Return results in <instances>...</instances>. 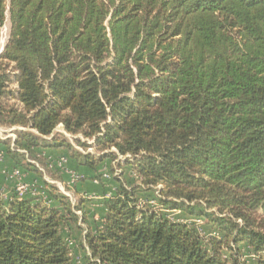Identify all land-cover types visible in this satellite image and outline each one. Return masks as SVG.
Segmentation results:
<instances>
[{
    "label": "trees",
    "instance_id": "obj_1",
    "mask_svg": "<svg viewBox=\"0 0 264 264\" xmlns=\"http://www.w3.org/2000/svg\"><path fill=\"white\" fill-rule=\"evenodd\" d=\"M7 16L0 124L21 127L20 150L0 146L16 169L42 177L29 158L49 148L93 171L135 158L98 221L84 194L73 205L47 182L35 185L50 205L15 188L0 197V264H73L64 228L80 221L89 264H247L241 245L264 264V0H0V42ZM59 124L108 151L73 148Z\"/></svg>",
    "mask_w": 264,
    "mask_h": 264
},
{
    "label": "rangeland",
    "instance_id": "obj_2",
    "mask_svg": "<svg viewBox=\"0 0 264 264\" xmlns=\"http://www.w3.org/2000/svg\"><path fill=\"white\" fill-rule=\"evenodd\" d=\"M10 30V20L9 16L2 27L1 30V42H0V53L4 50L6 41L8 39ZM21 127H6L0 124V138L8 139L11 142V146L15 149L20 150L15 145L16 130H20ZM55 134H63L67 141L83 153H90L95 157H99L104 152L108 150H100L97 145H95L94 138L84 137L82 134H72L67 132L62 124H59L55 129ZM80 139L83 143L85 142L87 146L77 142ZM4 146H0V197L4 200L8 199L10 193L13 192L14 188L20 183L44 185L43 182H47L59 189L64 195H66L72 204H76L79 199L80 194H84L86 198L89 199L85 211L89 215V220L91 222L98 221L100 216L104 213V200L109 198L118 184L116 176L125 179L124 182L126 186L132 184L133 179L130 175L132 164L127 163L134 162L132 155H122L117 154L115 157L107 158L97 166V170L93 171L89 167L79 164L76 160L69 157V153L64 149H55L54 151L48 149H41L39 152L41 156L45 159L44 162L38 159L29 160L36 164L43 171V176L41 177L34 171L26 172L21 171L20 175H14L17 170L14 161L5 155ZM109 151H116L112 147ZM22 152H25L22 150ZM93 176H99L100 179L92 178ZM83 177H86L83 179ZM37 185V186H39ZM161 184L151 187L150 194L147 192H139L138 196L143 204H148L151 206L156 205V199L160 194ZM79 190V191H78ZM43 200V199H42ZM43 204L50 205L51 202L42 201ZM160 208V207H157ZM168 213L173 218L187 221L194 224L198 232L205 238L211 235L220 236L222 233L217 231L213 226L209 225L203 217H194L193 215L186 214L182 211H169L162 210ZM79 216H82V211H76ZM82 220V219H81ZM80 232L76 233L64 228V234L73 248V264H89L87 260V255H89L86 245L84 247L79 246L78 241H82L85 244V233L87 231V225L80 221ZM241 251L243 252V258L247 260V264H256L255 256L251 252L250 248L246 245H241Z\"/></svg>",
    "mask_w": 264,
    "mask_h": 264
},
{
    "label": "built area",
    "instance_id": "obj_3",
    "mask_svg": "<svg viewBox=\"0 0 264 264\" xmlns=\"http://www.w3.org/2000/svg\"><path fill=\"white\" fill-rule=\"evenodd\" d=\"M21 172L19 170H16L14 172V175H20ZM16 191L20 194H30L34 197H39L42 198L44 201L46 202H50V199L48 198V193L46 192V190L42 187V186H37L35 184H26V183H20L17 187H16Z\"/></svg>",
    "mask_w": 264,
    "mask_h": 264
},
{
    "label": "crops",
    "instance_id": "obj_4",
    "mask_svg": "<svg viewBox=\"0 0 264 264\" xmlns=\"http://www.w3.org/2000/svg\"><path fill=\"white\" fill-rule=\"evenodd\" d=\"M48 150L54 151L55 149H50V148H49ZM104 208H105V206H104Z\"/></svg>",
    "mask_w": 264,
    "mask_h": 264
}]
</instances>
